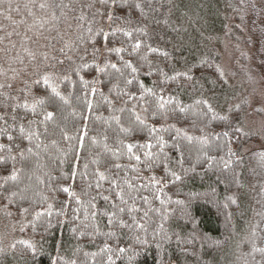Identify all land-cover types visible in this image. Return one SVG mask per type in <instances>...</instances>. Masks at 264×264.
I'll use <instances>...</instances> for the list:
<instances>
[{
  "label": "trees",
  "instance_id": "16d2710c",
  "mask_svg": "<svg viewBox=\"0 0 264 264\" xmlns=\"http://www.w3.org/2000/svg\"><path fill=\"white\" fill-rule=\"evenodd\" d=\"M93 2L0 0V128L25 149L0 171V264H264V152L240 153L243 103L208 100L236 96L217 48L226 29L264 39V0H130L143 15L111 30Z\"/></svg>",
  "mask_w": 264,
  "mask_h": 264
},
{
  "label": "rangeland",
  "instance_id": "374dc122",
  "mask_svg": "<svg viewBox=\"0 0 264 264\" xmlns=\"http://www.w3.org/2000/svg\"><path fill=\"white\" fill-rule=\"evenodd\" d=\"M242 32L235 33L234 38H227L226 29L217 48V66L228 87L235 88L236 96L228 99V92L232 89L226 87L216 96H209L208 100L216 109L220 106L222 113H225L224 103H227V111L236 104H244L239 126L248 134L247 142L240 147V153L245 155L257 150L264 152V39L255 41L256 37L248 27Z\"/></svg>",
  "mask_w": 264,
  "mask_h": 264
},
{
  "label": "snow or ice",
  "instance_id": "6c2138e0",
  "mask_svg": "<svg viewBox=\"0 0 264 264\" xmlns=\"http://www.w3.org/2000/svg\"><path fill=\"white\" fill-rule=\"evenodd\" d=\"M146 2L149 5L151 4V0H146ZM96 4H99L100 8H102L103 11H100L99 9H97V13L93 14L94 18H95V15H99L102 20H103L104 17H106L107 18V22H108V27H109L110 30L112 29V26L117 21H120L121 19H123L126 23H130L131 22L130 18H129V16L127 14L125 16H123V17L120 15V13L122 11L128 10L130 12L132 9H139V10H141V14L143 15V5H141L140 3L130 2V0H94L93 3L88 5V7L89 8L95 7ZM40 7L41 8H45L46 5L41 4ZM94 22H95V20H94ZM89 31L91 32L92 29H89ZM110 34L111 35H115V32H110ZM124 34L126 36H128V37H131V35H132L131 32H125ZM96 35L103 37V45H104L105 48H107L109 34H106L104 32V28L100 27L98 29V31L96 32ZM96 43H97L96 41H93V55H95V54L100 52V49L95 47ZM140 46H141V43L139 41H137L133 45L134 49H138V48H140ZM107 50L109 52H112V51L120 52V51H122V49H107ZM61 51H63V49H61ZM165 55H167V54L165 53ZM58 62L59 63H63V61H58ZM125 66L127 68H130L132 73H136L138 71V69L136 67H134L130 61L125 62ZM112 67L115 68L116 65L113 64ZM97 70L98 71H103V69L99 68V66H97ZM117 71H119V69H117ZM182 75L186 79H192V76L188 72H185ZM42 79H43L44 84L47 85L49 83V76L48 75H46V74L43 75ZM34 83L39 84L40 80H36V81H34ZM126 83L128 85H132L133 84V80L132 79H128L126 81ZM0 87H3V85H0ZM8 87H11V85H8ZM139 87L141 89H143L144 85L140 84ZM52 91L56 92V89L53 88ZM95 92H96V89L93 88L92 89V93L95 94ZM56 95H59V93H56ZM125 95H129V94L125 93ZM61 99L63 100L64 97H61ZM160 100L162 101L163 98L161 97ZM41 103H42V101H41ZM158 106L160 108H163L164 104L161 102V103L158 104ZM25 107H27V105H25ZM209 107H211V106L209 105ZM88 110L89 111L92 110V105L90 103L88 104ZM32 111H33V113L35 112V108L34 107H33ZM121 111H123V109H121ZM180 111H183V109L181 108ZM7 115H9V114L5 113V116H7ZM52 117H53V114L51 112L45 113V119L46 120L47 119H52ZM0 119H4L5 120V124L8 123L7 119H5V117H0ZM11 119L13 121H15L16 120V116L12 115ZM84 119L86 120L87 117H85ZM115 119H116L117 123H119V118L116 117ZM136 120L138 122H140L141 125H143V121L141 120L139 115L136 116ZM29 123H31V121ZM121 130L124 131V132H130L131 131V129H123V128ZM149 131L150 132H155V131H157V129L152 128V129H149ZM237 131H240V129H237ZM20 132H21V135L23 136V134L25 133V129H24L23 125L20 126ZM0 133H2L4 136H6L8 142H9L7 145L0 144V153H4L3 155H0V171H2L5 174V182H6L7 179H13L14 180L16 178V172L18 171L16 169V167H15L16 163L18 162L17 161V155H14L13 152L15 151L21 157V159H24V151H25V149H22L21 145L16 143L17 137L13 136L8 131V128H0ZM225 134H227V133H225ZM33 135H38V133H29L25 138L31 140ZM65 138H69V137H67V135H65ZM77 139L80 142L81 146H83V137L82 136H78ZM93 143H95V140H93ZM105 147L107 148V144H105ZM126 147H127L128 153L131 154L132 151H133V145L132 144H128ZM141 147H144V146H141ZM147 147L151 148V145L149 144V145H147ZM161 147L163 148V144H161ZM173 147L177 148L178 146L176 144H173ZM26 151L31 152V149L28 148V149H26ZM145 155H149V154L146 153ZM130 158H131V156H130ZM134 158L138 162L141 160V157L139 155H136ZM9 165H11V168H9ZM115 167L119 168L120 165H115ZM85 168H87V165H85ZM97 175L100 177V179H105L104 173L100 172L99 170H97ZM152 179H155V177H153ZM177 179H179V177H177ZM63 191L67 192V191H69V189L64 188ZM13 195H14V193H13ZM103 199L105 201H107L109 199V197L108 196H104ZM233 202H235V201H233ZM25 211H26V209H25ZM120 211L123 212L124 209L121 208ZM258 250L264 251V249H258ZM120 251H123V249H120ZM110 259H111V257H109V260Z\"/></svg>",
  "mask_w": 264,
  "mask_h": 264
}]
</instances>
